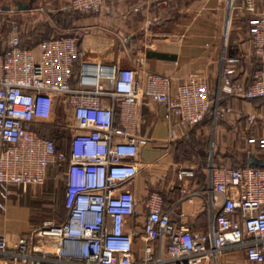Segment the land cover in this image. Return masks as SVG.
<instances>
[{
	"label": "built area",
	"instance_id": "2783aa9c",
	"mask_svg": "<svg viewBox=\"0 0 264 264\" xmlns=\"http://www.w3.org/2000/svg\"><path fill=\"white\" fill-rule=\"evenodd\" d=\"M110 0H69L70 10L98 11ZM226 0L227 19L235 7L248 15L252 54L264 58V0ZM81 29L70 35L20 45L11 25L0 50V201L17 187L43 182L50 166H61L64 216L46 218L30 234L7 244L0 233V264H134L131 234L124 229L134 213V195L123 187L137 167L136 107L156 101L162 117L197 123L210 106L212 117L230 110L218 102L220 92L243 98L264 96V66L254 68L247 81L235 76V55L221 56L212 97L203 79L187 75L170 91L167 75L146 71L137 77L127 66L81 63L77 84L69 79L80 54ZM105 78V85L94 76ZM70 118L69 134L57 149L30 122L49 120L54 105ZM252 115L248 116L251 120ZM216 208L208 228L197 232L170 220L161 209L162 197L151 190L143 199L140 223L144 245L136 264H199L223 248L241 249L251 261L264 260V167L243 164L207 167ZM191 174L181 169L177 176ZM233 188L230 190V188ZM184 191V188H181ZM164 238L166 258L153 255L149 242Z\"/></svg>",
	"mask_w": 264,
	"mask_h": 264
},
{
	"label": "crops",
	"instance_id": "0c3cea01",
	"mask_svg": "<svg viewBox=\"0 0 264 264\" xmlns=\"http://www.w3.org/2000/svg\"><path fill=\"white\" fill-rule=\"evenodd\" d=\"M68 1L0 0V50L12 24L20 45L25 47L81 29L80 54L71 69V86L77 84L81 63H100L130 67L139 78L146 71L167 75L170 91L187 75H194L203 79L209 97L216 88L221 56L238 57L235 76L242 81H247L258 59L250 48L247 13L235 7L227 19L226 0H110L95 12L67 9ZM87 73L105 85L104 76L92 70ZM218 101L230 110L216 117L209 111L195 124L177 117L163 118L162 105L156 101L137 105L133 156L137 172L123 184L134 195V213L123 222L132 237L134 264L141 261L145 243L140 223L145 212L143 199L149 191L160 193L161 209L170 220L202 232L216 208L215 201L210 202L213 193L207 167L247 164L248 154L264 161V96L218 94ZM181 169L191 174L178 177ZM10 203L8 197L1 201L0 211ZM28 214L26 206L16 208L17 223L27 226ZM0 233L9 241L19 235L7 232L1 222ZM164 241L149 242L153 255L159 253L166 258ZM199 264H264V260L251 261L241 249L223 248L213 258L202 257Z\"/></svg>",
	"mask_w": 264,
	"mask_h": 264
},
{
	"label": "rangeland",
	"instance_id": "374dc122",
	"mask_svg": "<svg viewBox=\"0 0 264 264\" xmlns=\"http://www.w3.org/2000/svg\"><path fill=\"white\" fill-rule=\"evenodd\" d=\"M257 2H261L257 1ZM50 123H57L64 126V136L61 142L68 136L69 128L66 123L70 122L67 113L65 114L60 105H56ZM62 167H50L47 171V176L40 184L26 187L25 190L19 191L14 187V191L8 198L11 199L9 206H6L0 211V222L6 227V231L15 234H30L35 228L46 218H51L53 221H58L59 217L64 213L61 204L63 183L61 179ZM1 202V201H0ZM27 207L29 214L26 219L27 226H21L17 222L16 208ZM7 244L11 245L12 241L7 239ZM12 264H17L12 262Z\"/></svg>",
	"mask_w": 264,
	"mask_h": 264
},
{
	"label": "trees",
	"instance_id": "16d2710c",
	"mask_svg": "<svg viewBox=\"0 0 264 264\" xmlns=\"http://www.w3.org/2000/svg\"><path fill=\"white\" fill-rule=\"evenodd\" d=\"M35 44H32V46H34ZM22 46H24V45H22ZM253 66L255 68L259 67V66H264V61L261 62V59L258 58V59L255 60ZM219 94L229 95V94H226V93H223V92H220ZM209 111H211V107L210 106L205 110V112L203 113V116L206 113H209ZM203 116H202V118H203ZM30 126L37 132L38 135L50 138L52 140V142H53V145H54L55 149H57L59 147V145L61 143L60 140L64 136V133H65V132L62 131L65 128L64 126H61L60 124H57V123H50V122L41 121V120L30 122ZM50 167H58V166L53 165V166H50ZM46 176H47V174H46ZM46 176L44 177V179L46 178ZM61 204H62V207H63L64 212H65V207L63 205V191H62ZM63 216H64V213L59 217L58 221L61 220L63 218Z\"/></svg>",
	"mask_w": 264,
	"mask_h": 264
},
{
	"label": "water",
	"instance_id": "95a60500",
	"mask_svg": "<svg viewBox=\"0 0 264 264\" xmlns=\"http://www.w3.org/2000/svg\"><path fill=\"white\" fill-rule=\"evenodd\" d=\"M247 164L248 165H258V166H262L264 167V161L261 160V159H258L256 157H254L253 155L251 154H248V157H247Z\"/></svg>",
	"mask_w": 264,
	"mask_h": 264
}]
</instances>
